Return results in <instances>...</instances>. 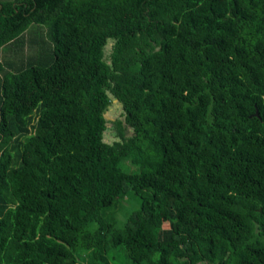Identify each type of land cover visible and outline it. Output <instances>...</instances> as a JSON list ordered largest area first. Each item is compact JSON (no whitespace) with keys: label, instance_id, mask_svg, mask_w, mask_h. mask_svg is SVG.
<instances>
[{"label":"trees","instance_id":"1","mask_svg":"<svg viewBox=\"0 0 264 264\" xmlns=\"http://www.w3.org/2000/svg\"><path fill=\"white\" fill-rule=\"evenodd\" d=\"M17 42L0 264H264V0H0Z\"/></svg>","mask_w":264,"mask_h":264},{"label":"rangeland","instance_id":"2","mask_svg":"<svg viewBox=\"0 0 264 264\" xmlns=\"http://www.w3.org/2000/svg\"><path fill=\"white\" fill-rule=\"evenodd\" d=\"M112 39H107L106 43L104 44L103 50H104V56L107 58V54L108 51L110 49V45H111ZM110 96V101L108 103V105L106 106V109L104 110V118H105V129L103 131V139L106 141H112L113 139H116L117 136L115 135L114 132V127H113V121L116 118H122V107L120 102L113 97L111 94H109ZM129 132V131H128ZM124 205H122L121 209L119 210L118 214L116 215L117 221L118 223H121V221L123 220L125 214L131 210L133 207L137 206V202L136 200H134V198L128 196L126 198V201L123 202ZM154 223V230L158 229L159 227L164 226V222L161 219H155L153 221ZM200 264H202L200 262Z\"/></svg>","mask_w":264,"mask_h":264},{"label":"crops","instance_id":"3","mask_svg":"<svg viewBox=\"0 0 264 264\" xmlns=\"http://www.w3.org/2000/svg\"><path fill=\"white\" fill-rule=\"evenodd\" d=\"M34 27V26H33ZM39 36V32L37 33L36 30H31V32H27V38L29 40L34 39L36 37ZM25 37H26V32H25ZM33 46V45H32ZM32 46L31 47H27L26 46V42L22 45L21 42H17V43H9V44H5L3 46L0 47V60H8L11 64V66H15L16 63L19 62V60L21 59V57H23L27 52L32 51ZM3 65V68H8V65Z\"/></svg>","mask_w":264,"mask_h":264},{"label":"water","instance_id":"4","mask_svg":"<svg viewBox=\"0 0 264 264\" xmlns=\"http://www.w3.org/2000/svg\"><path fill=\"white\" fill-rule=\"evenodd\" d=\"M254 113H255V114L257 113V112H256V110H255V112H254Z\"/></svg>","mask_w":264,"mask_h":264}]
</instances>
